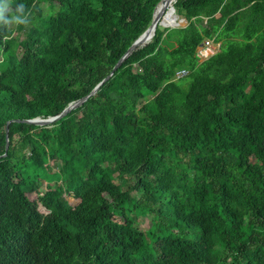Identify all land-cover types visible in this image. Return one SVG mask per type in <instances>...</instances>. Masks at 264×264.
<instances>
[{
    "label": "trees",
    "instance_id": "16d2710c",
    "mask_svg": "<svg viewBox=\"0 0 264 264\" xmlns=\"http://www.w3.org/2000/svg\"><path fill=\"white\" fill-rule=\"evenodd\" d=\"M161 1L9 0L32 25L0 24V264H264V0H177L185 26L25 121L88 95Z\"/></svg>",
    "mask_w": 264,
    "mask_h": 264
},
{
    "label": "water",
    "instance_id": "95a60500",
    "mask_svg": "<svg viewBox=\"0 0 264 264\" xmlns=\"http://www.w3.org/2000/svg\"><path fill=\"white\" fill-rule=\"evenodd\" d=\"M167 1L169 0H162L155 8L154 10V16H153V20L151 25L147 28V30L139 37L137 38L133 44L129 47V49L127 50V52L122 56V58L118 61V63L115 65V67L113 68V70L110 72V74L105 77L88 95L84 96L83 98L76 100L74 102H71L67 107L64 108V110L59 113L58 115L55 116H50L48 118H41V117H37V118H33V119H28L25 120L29 123H34V124H38V125H49L59 119H61L62 117L66 116L68 113H70L73 109L79 107L84 101H86L89 97L95 95L98 90L100 89V87L106 83L108 81L109 78L112 77V75L115 73V71L118 69V67L123 63V61L138 47L145 45L146 43L150 42L151 39L154 37L155 33H156V28L158 26L159 23V19L161 17V12H158L159 7L162 4H165ZM173 1L172 5L170 6V8H168V10L172 11V13L174 14V16L176 18H179V15L176 12V8L174 6V2H176L177 0H171ZM184 18H181V20H183ZM181 26V24H179V22H172L169 25H166L164 27H169V28H174V27H179ZM185 26V25H182ZM9 124V123H8ZM8 127V126H7ZM8 131V128H7ZM9 148V137L7 135V143H6V152L4 153V156L7 155V151Z\"/></svg>",
    "mask_w": 264,
    "mask_h": 264
},
{
    "label": "rangeland",
    "instance_id": "374dc122",
    "mask_svg": "<svg viewBox=\"0 0 264 264\" xmlns=\"http://www.w3.org/2000/svg\"><path fill=\"white\" fill-rule=\"evenodd\" d=\"M49 6V5H47ZM44 7V6H43ZM49 8V12L53 11L52 13H55L57 10H59L60 6L58 3H54L52 9L50 7ZM179 24L182 25H186L187 24V20L184 18L183 21L180 20ZM32 25L31 23H29L27 26L23 27L22 29L18 30V27L16 25H13L16 29V33H18L19 38H23L25 37V33L24 31L30 26ZM220 47V43L214 44V48L211 50L210 53H215L216 51L219 50ZM1 58V57H0ZM151 72L154 73L157 76H160V69L158 65H154L151 68ZM188 72V68L187 65L184 64L183 62L177 63V73L179 76L185 75ZM53 167H54V171L58 170L57 167V163H52ZM45 189V187H43ZM29 196L31 197V199H33V203L31 205V209L33 211H41L42 207L41 205L38 203L37 200V194L36 193H31L29 194ZM138 225L140 226V228L142 230H148L152 227V218L149 215H146L144 217H140L138 220Z\"/></svg>",
    "mask_w": 264,
    "mask_h": 264
},
{
    "label": "clouds",
    "instance_id": "9594fccd",
    "mask_svg": "<svg viewBox=\"0 0 264 264\" xmlns=\"http://www.w3.org/2000/svg\"><path fill=\"white\" fill-rule=\"evenodd\" d=\"M9 0H0V24L11 30L13 25L27 26L30 23V11L21 3L16 6L14 14H8Z\"/></svg>",
    "mask_w": 264,
    "mask_h": 264
},
{
    "label": "bare ground",
    "instance_id": "6f19581e",
    "mask_svg": "<svg viewBox=\"0 0 264 264\" xmlns=\"http://www.w3.org/2000/svg\"><path fill=\"white\" fill-rule=\"evenodd\" d=\"M173 1L169 0L167 1L165 4H162L159 9L158 12H161V17L159 19V23L163 26L169 25L171 24L173 21L174 22H180L181 18H176L174 16V14L172 13V11L168 10V8H170V6L172 5ZM183 21V20H181Z\"/></svg>",
    "mask_w": 264,
    "mask_h": 264
},
{
    "label": "built area",
    "instance_id": "2783aa9c",
    "mask_svg": "<svg viewBox=\"0 0 264 264\" xmlns=\"http://www.w3.org/2000/svg\"><path fill=\"white\" fill-rule=\"evenodd\" d=\"M214 48V44L211 40L207 39L204 44L200 47L199 49V53L201 55V57H208L210 56L212 53L211 50Z\"/></svg>",
    "mask_w": 264,
    "mask_h": 264
}]
</instances>
